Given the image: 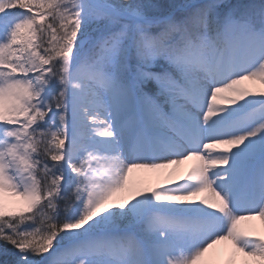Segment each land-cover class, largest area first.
<instances>
[{
    "label": "snow or ice",
    "instance_id": "snow-or-ice-1",
    "mask_svg": "<svg viewBox=\"0 0 264 264\" xmlns=\"http://www.w3.org/2000/svg\"><path fill=\"white\" fill-rule=\"evenodd\" d=\"M0 242L264 264V0H0Z\"/></svg>",
    "mask_w": 264,
    "mask_h": 264
},
{
    "label": "bare ground",
    "instance_id": "bare-ground-1",
    "mask_svg": "<svg viewBox=\"0 0 264 264\" xmlns=\"http://www.w3.org/2000/svg\"><path fill=\"white\" fill-rule=\"evenodd\" d=\"M192 163V161H189L185 165L181 166V174L187 172L188 168L191 167ZM134 175V180L138 178L139 182H141L143 186L155 184L157 181L163 179L162 174L157 172L138 171L135 172Z\"/></svg>",
    "mask_w": 264,
    "mask_h": 264
},
{
    "label": "trees",
    "instance_id": "trees-1",
    "mask_svg": "<svg viewBox=\"0 0 264 264\" xmlns=\"http://www.w3.org/2000/svg\"><path fill=\"white\" fill-rule=\"evenodd\" d=\"M0 243H1L2 248H4L5 245L3 244V242H0ZM8 247H10V246H8ZM1 257L3 258L2 261H4L5 259H10V257H5V256H1Z\"/></svg>",
    "mask_w": 264,
    "mask_h": 264
},
{
    "label": "rangeland",
    "instance_id": "rangeland-1",
    "mask_svg": "<svg viewBox=\"0 0 264 264\" xmlns=\"http://www.w3.org/2000/svg\"><path fill=\"white\" fill-rule=\"evenodd\" d=\"M133 176H135V175L133 174ZM134 178H135V177H133V179H134ZM135 180H136V181H139L138 178H136ZM0 248H2L1 243H0ZM2 260H3V258L0 256V264H3V261H2Z\"/></svg>",
    "mask_w": 264,
    "mask_h": 264
}]
</instances>
